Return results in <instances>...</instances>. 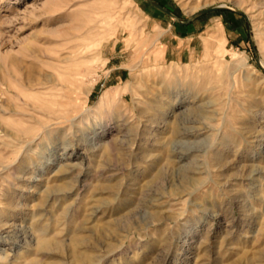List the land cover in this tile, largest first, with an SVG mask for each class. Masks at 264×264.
<instances>
[{
    "label": "rangeland",
    "instance_id": "1",
    "mask_svg": "<svg viewBox=\"0 0 264 264\" xmlns=\"http://www.w3.org/2000/svg\"><path fill=\"white\" fill-rule=\"evenodd\" d=\"M155 1L0 0V264H264V0Z\"/></svg>",
    "mask_w": 264,
    "mask_h": 264
},
{
    "label": "water",
    "instance_id": "2",
    "mask_svg": "<svg viewBox=\"0 0 264 264\" xmlns=\"http://www.w3.org/2000/svg\"><path fill=\"white\" fill-rule=\"evenodd\" d=\"M145 1L148 2L150 5H152L154 8H156L157 10L161 11L162 13H164V14L168 15L169 17L177 20L182 25H188V24L192 23L193 21H195L196 19H198L199 17L206 15L208 13L221 11V10H225V9H230L228 7H225V6H217V7H213V8L201 9V10L197 11L193 16H191L186 21H182L178 16H176L175 14L168 11L166 8H164L162 5H160L155 0H145ZM231 10L234 11V9H231ZM236 12L242 14L241 11H236Z\"/></svg>",
    "mask_w": 264,
    "mask_h": 264
},
{
    "label": "bare ground",
    "instance_id": "3",
    "mask_svg": "<svg viewBox=\"0 0 264 264\" xmlns=\"http://www.w3.org/2000/svg\"><path fill=\"white\" fill-rule=\"evenodd\" d=\"M262 5H264V1L262 2ZM195 9H197L196 7L194 8V9H192V10H195ZM65 87V86H64ZM53 90V89H52ZM52 96V95H51ZM104 96L101 98V100L100 101H98L97 102V104H96V106H95V109H100V107L102 106V104L104 103L103 101H104ZM56 104V103H55ZM46 107V106H45ZM49 107H50V105H49ZM38 108H40V107H38ZM42 108V107H41ZM43 110V109H42ZM46 111H48V110H46ZM219 157V156H218ZM8 207H9V209H13V202H12V200H11V198H10V200H9V202H8ZM7 207V208H8ZM11 212V211H10ZM0 218H3V215H2V217H0ZM168 218V217H167ZM160 219V218H159ZM163 220V219H162ZM80 241H78L77 243H79ZM41 247L42 248H49V243L47 242V240H42L41 241ZM76 252V251H75ZM74 258H75V260L77 261V264H85V263H94L95 261V259L92 257V256H90V255H87V254H84V253H80V252H76V253H74ZM99 261V260H98Z\"/></svg>",
    "mask_w": 264,
    "mask_h": 264
},
{
    "label": "crops",
    "instance_id": "4",
    "mask_svg": "<svg viewBox=\"0 0 264 264\" xmlns=\"http://www.w3.org/2000/svg\"><path fill=\"white\" fill-rule=\"evenodd\" d=\"M157 2V1H156Z\"/></svg>",
    "mask_w": 264,
    "mask_h": 264
}]
</instances>
